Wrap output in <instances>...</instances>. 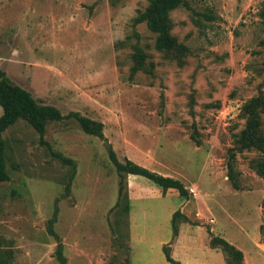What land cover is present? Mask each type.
Wrapping results in <instances>:
<instances>
[{
	"label": "rangeland",
	"instance_id": "rangeland-1",
	"mask_svg": "<svg viewBox=\"0 0 264 264\" xmlns=\"http://www.w3.org/2000/svg\"><path fill=\"white\" fill-rule=\"evenodd\" d=\"M151 1L0 0V70L65 117L46 121L43 142L21 119L3 133L0 264H61L59 250L65 264H130V174L108 146L160 176L179 167L197 194L264 200V0H182L169 49ZM215 216L226 236L229 216Z\"/></svg>",
	"mask_w": 264,
	"mask_h": 264
},
{
	"label": "crops",
	"instance_id": "crops-1",
	"mask_svg": "<svg viewBox=\"0 0 264 264\" xmlns=\"http://www.w3.org/2000/svg\"><path fill=\"white\" fill-rule=\"evenodd\" d=\"M160 174L178 180L186 191L189 187L194 188V184L199 186V181L187 180L177 166ZM249 198L252 203L245 208L242 202ZM249 198L237 192L228 195L196 192L195 196L187 192L186 196H181L176 189L163 191L144 177L130 175L127 239L130 264H171L163 253L164 246H168L171 259L180 264H227L222 247L212 243L215 238L224 239L239 251L242 264H248L247 258L256 262L261 260L264 258V245L258 242L263 196ZM221 210L229 216L226 236L221 234V225L217 226L215 216ZM176 212L183 219L178 222L177 235L173 238L171 222ZM238 214L244 215L239 221L234 217ZM210 216L213 219H208Z\"/></svg>",
	"mask_w": 264,
	"mask_h": 264
},
{
	"label": "trees",
	"instance_id": "trees-1",
	"mask_svg": "<svg viewBox=\"0 0 264 264\" xmlns=\"http://www.w3.org/2000/svg\"><path fill=\"white\" fill-rule=\"evenodd\" d=\"M181 4L182 0H152L147 10L148 26L158 34L157 43L162 49H169L171 47L167 38L168 13ZM0 107L2 109V115L0 116V183H2L9 179L5 164L6 144L3 139V133L21 119L26 121L38 133L40 141L43 142L46 121H60L65 119V117L54 107L38 105L29 92L12 84L2 70H0ZM69 116L75 118L82 129L88 134L104 139L99 124L81 117L77 113H72ZM108 151L110 160L113 162L121 177L128 174L141 176L160 187L163 191L172 188L176 189L181 196L187 195L183 184L178 180L160 176L129 160H125L124 163L119 162L115 152L110 146H108ZM261 203L264 207V200H262ZM181 219H183V217L178 212L173 214L171 222L173 238L177 235V224ZM263 229L264 226L261 225V235ZM212 243L222 247L227 259V252L229 253V250L235 251L239 256V264H242V254L229 243L218 238L213 239ZM58 252L61 264H65V259L62 257L60 250ZM163 253L167 262L171 264H180L171 259L168 246L163 247Z\"/></svg>",
	"mask_w": 264,
	"mask_h": 264
},
{
	"label": "built area",
	"instance_id": "built-area-1",
	"mask_svg": "<svg viewBox=\"0 0 264 264\" xmlns=\"http://www.w3.org/2000/svg\"><path fill=\"white\" fill-rule=\"evenodd\" d=\"M187 192H188V194H190L191 196H195L196 195V190L194 189V188H192V187H189L188 189H187ZM213 221L212 220H210V223H212Z\"/></svg>",
	"mask_w": 264,
	"mask_h": 264
}]
</instances>
